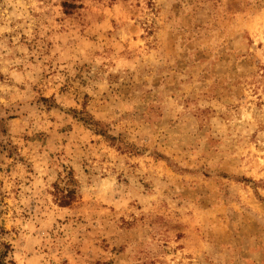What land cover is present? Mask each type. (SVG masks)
I'll list each match as a JSON object with an SVG mask.
<instances>
[{"label":"rangeland","instance_id":"rangeland-1","mask_svg":"<svg viewBox=\"0 0 264 264\" xmlns=\"http://www.w3.org/2000/svg\"><path fill=\"white\" fill-rule=\"evenodd\" d=\"M0 264H264V0H0Z\"/></svg>","mask_w":264,"mask_h":264},{"label":"trees","instance_id":"trees-1","mask_svg":"<svg viewBox=\"0 0 264 264\" xmlns=\"http://www.w3.org/2000/svg\"><path fill=\"white\" fill-rule=\"evenodd\" d=\"M72 195H73L72 192H68L66 195H64L63 198H62L61 205H62V206H67V205H69V202L72 201Z\"/></svg>","mask_w":264,"mask_h":264}]
</instances>
